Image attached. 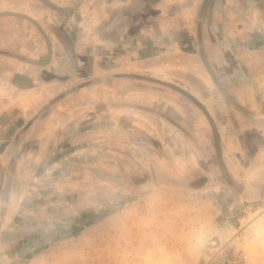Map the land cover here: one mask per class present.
Listing matches in <instances>:
<instances>
[{
	"label": "rangeland",
	"instance_id": "1",
	"mask_svg": "<svg viewBox=\"0 0 264 264\" xmlns=\"http://www.w3.org/2000/svg\"><path fill=\"white\" fill-rule=\"evenodd\" d=\"M258 28L207 65L203 123L182 121L193 138L89 107L43 130L0 106V264H264Z\"/></svg>",
	"mask_w": 264,
	"mask_h": 264
},
{
	"label": "crops",
	"instance_id": "2",
	"mask_svg": "<svg viewBox=\"0 0 264 264\" xmlns=\"http://www.w3.org/2000/svg\"><path fill=\"white\" fill-rule=\"evenodd\" d=\"M263 12L264 0H0V106L43 117V130L89 107L193 138L182 121L203 123L207 65L226 67Z\"/></svg>",
	"mask_w": 264,
	"mask_h": 264
}]
</instances>
